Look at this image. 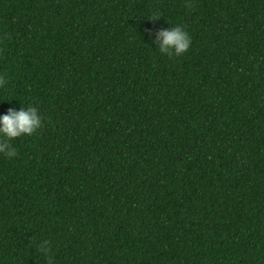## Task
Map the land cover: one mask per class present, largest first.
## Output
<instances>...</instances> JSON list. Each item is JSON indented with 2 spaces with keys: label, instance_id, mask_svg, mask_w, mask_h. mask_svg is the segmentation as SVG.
I'll list each match as a JSON object with an SVG mask.
<instances>
[{
  "label": "trees",
  "instance_id": "16d2710c",
  "mask_svg": "<svg viewBox=\"0 0 264 264\" xmlns=\"http://www.w3.org/2000/svg\"><path fill=\"white\" fill-rule=\"evenodd\" d=\"M0 74V264H264V0H0Z\"/></svg>",
  "mask_w": 264,
  "mask_h": 264
},
{
  "label": "clouds",
  "instance_id": "9594fccd",
  "mask_svg": "<svg viewBox=\"0 0 264 264\" xmlns=\"http://www.w3.org/2000/svg\"><path fill=\"white\" fill-rule=\"evenodd\" d=\"M149 40L159 54L167 57H180L188 51L191 38L183 25L177 23L167 28H161L154 35L149 34ZM7 83L5 74H0V88ZM43 126V117L37 107L27 105L19 110L9 108L0 114V156L13 159L17 149L12 141L24 136H31ZM44 261V264H56L52 244L48 239H38L29 246Z\"/></svg>",
  "mask_w": 264,
  "mask_h": 264
}]
</instances>
